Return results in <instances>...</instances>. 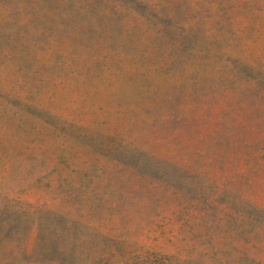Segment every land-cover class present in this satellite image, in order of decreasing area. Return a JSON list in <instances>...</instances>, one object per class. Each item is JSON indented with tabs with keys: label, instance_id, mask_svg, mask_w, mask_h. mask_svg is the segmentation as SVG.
Segmentation results:
<instances>
[{
	"label": "rangeland",
	"instance_id": "obj_1",
	"mask_svg": "<svg viewBox=\"0 0 264 264\" xmlns=\"http://www.w3.org/2000/svg\"><path fill=\"white\" fill-rule=\"evenodd\" d=\"M0 264H264V0H0Z\"/></svg>",
	"mask_w": 264,
	"mask_h": 264
}]
</instances>
